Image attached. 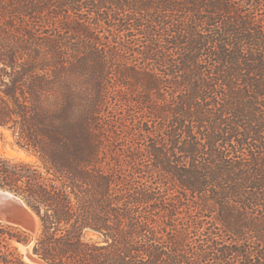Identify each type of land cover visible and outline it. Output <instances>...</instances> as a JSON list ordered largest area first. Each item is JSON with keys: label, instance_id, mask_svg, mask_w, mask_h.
<instances>
[{"label": "trees", "instance_id": "1", "mask_svg": "<svg viewBox=\"0 0 264 264\" xmlns=\"http://www.w3.org/2000/svg\"><path fill=\"white\" fill-rule=\"evenodd\" d=\"M0 127L42 264H264V0H0Z\"/></svg>", "mask_w": 264, "mask_h": 264}, {"label": "rangeland", "instance_id": "2", "mask_svg": "<svg viewBox=\"0 0 264 264\" xmlns=\"http://www.w3.org/2000/svg\"><path fill=\"white\" fill-rule=\"evenodd\" d=\"M0 155L16 160V161H26V162H31L35 164H39L40 161L37 158V156L33 155L30 151L22 148L18 143H17V137L14 135L13 130L0 127ZM30 210V209H29ZM32 212L30 215V218L25 220L24 226L22 227L23 229L27 230L31 236H32V243L30 245L24 246V245H19V251L24 255V259L29 262L28 258H31L33 261L36 262H30V263H37V264H42L41 260L39 261L37 257L33 254V247L35 244V240L38 237V235L41 232V223L39 218L36 216V214ZM30 225L29 226L27 225ZM35 258V259H34Z\"/></svg>", "mask_w": 264, "mask_h": 264}, {"label": "water", "instance_id": "3", "mask_svg": "<svg viewBox=\"0 0 264 264\" xmlns=\"http://www.w3.org/2000/svg\"><path fill=\"white\" fill-rule=\"evenodd\" d=\"M24 206L30 209L18 195L11 191L0 188L1 221L24 227L25 220L30 218L29 212L21 210Z\"/></svg>", "mask_w": 264, "mask_h": 264}, {"label": "bare ground", "instance_id": "4", "mask_svg": "<svg viewBox=\"0 0 264 264\" xmlns=\"http://www.w3.org/2000/svg\"><path fill=\"white\" fill-rule=\"evenodd\" d=\"M22 211H27V212H29V215H33V214H31L32 212H30V210L26 207V206H24L23 207V209H21ZM1 220V219H0ZM27 226H29V228H30V225L28 224ZM25 228H26V226H24ZM28 258V260L29 261H33L31 258H29V257H27ZM35 259V258H34Z\"/></svg>", "mask_w": 264, "mask_h": 264}]
</instances>
